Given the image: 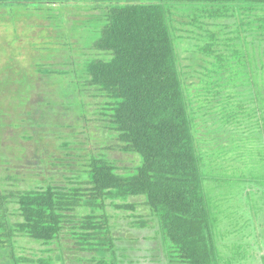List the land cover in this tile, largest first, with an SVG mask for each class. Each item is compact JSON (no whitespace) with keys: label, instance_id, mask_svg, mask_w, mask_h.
<instances>
[{"label":"trees","instance_id":"obj_1","mask_svg":"<svg viewBox=\"0 0 264 264\" xmlns=\"http://www.w3.org/2000/svg\"><path fill=\"white\" fill-rule=\"evenodd\" d=\"M56 5L65 11L57 13ZM68 9L86 16L79 24L74 19L76 24L65 30L68 17L78 15L67 13ZM35 18L47 22L40 29L52 30L54 38L48 45L42 31L33 48L62 55L60 63L46 59L35 65L50 78L45 91L39 87L42 93L37 99L46 95L53 109L51 116L47 117L42 105L31 110L33 116L43 111L48 122L47 133L39 135L41 129L38 139L48 141V135L56 139L46 145V154L33 160L26 157L20 158V163L8 164L9 157H0V264H69L61 250L65 241L85 255L77 259L79 264H123L117 248L122 238L114 235L109 208L125 214L120 218L128 221V232H145L155 224L154 240L161 243L167 264H231L219 248V207L224 197L216 198L207 183L233 188L234 179L205 177L207 156L198 145V116L189 98L190 94L201 97L203 92L195 89L192 93L185 84L177 42L194 35L198 55L213 61V69L219 68L210 72L209 79H214L212 74L220 76V70L229 71L230 64L244 70L229 77L251 89V101L245 98L242 103L224 107L225 124H230L232 115L246 112L247 104L254 112L264 113V0H0V31L7 43L3 53H12V59L8 58L11 62L16 60L15 54H21L16 44L38 29L33 24ZM21 22L25 26L19 27ZM225 46L228 53L222 48ZM3 56L0 51V61ZM16 81L14 78L4 84L0 79V98L8 100V109L16 104L22 109L30 105ZM59 81L64 88L59 87ZM57 89H64L65 100L61 99L68 101L67 106H52ZM222 90L215 81L209 82L204 92L223 98ZM27 91L32 92L31 85ZM73 95L81 98L76 117L83 125L77 126V134L72 133L76 128L68 121L55 117L71 113ZM232 98H223L220 103L228 106ZM207 104L214 108L212 102ZM238 108L241 111L237 112ZM250 111L246 115L253 116ZM1 113L0 109L3 152L8 119ZM9 122L8 128L20 125L11 118ZM93 122L98 126H91ZM27 124L31 129L29 123L24 126ZM104 134L107 141L101 142ZM259 134L264 135V129ZM55 142L54 147L65 152L63 158H49L53 157L51 144ZM14 146L24 150L21 143ZM114 153L135 157L136 162L130 168H120L111 157ZM257 155L260 166L264 164V147L257 148ZM80 160L86 162L84 166ZM45 161H51L47 166L60 174L71 168V175L63 174L59 181L51 170L34 171V165L41 168ZM13 166L23 167L27 174L13 175ZM80 166V170H72ZM259 170L264 171V166ZM252 175L249 183L264 191V174L253 171ZM20 180L30 188L20 190ZM238 183L248 186V179L235 181ZM139 207L145 208L148 216L138 214ZM249 209L255 211L256 207L252 204ZM18 239L46 249L39 255L18 254ZM233 247L236 251L229 258L243 256L239 245Z\"/></svg>","mask_w":264,"mask_h":264},{"label":"rangeland","instance_id":"obj_2","mask_svg":"<svg viewBox=\"0 0 264 264\" xmlns=\"http://www.w3.org/2000/svg\"><path fill=\"white\" fill-rule=\"evenodd\" d=\"M58 5H56L55 9L59 7ZM61 9L62 8H60V10L57 9V13H61L63 12V10L65 11L64 8L62 10ZM70 9L67 10V13L73 15L78 13V15H76V17H68V24L66 25L65 30L74 26L76 24L75 22H78L79 24V22L85 20L86 16V14L82 11H70ZM74 19L75 24L72 23ZM33 24L38 27V29H35L34 32L31 31L27 33L25 37L22 38V41L16 44L20 47V49H17L16 51H19L21 54H15L13 58H15L16 60L13 62L10 61L12 59L10 57V55L12 54L11 52H7L5 54L3 53V50H5L6 48L5 44H7L5 41L6 35L3 31H0V36L3 37V39L0 38V51L4 55V58L0 61V79L4 84L10 83L14 78L17 79L16 82L20 84V87L18 89L21 88L22 91L21 96L24 95V97L28 99V103L30 104L24 109L18 108L17 104L16 106H13V108L10 106L11 109H8V100L5 101L0 98V103H3L0 107V109L2 110L1 116L4 119H8V126L5 127V129L3 128L5 143H1V150H4L3 152H0V157L3 160L9 157L10 160L8 164H13V161L16 163H20V158L27 157L30 160H33L36 156L46 154V145L48 143H53L56 139L55 137L48 135V141L43 142L40 141L37 136L41 129H43V131L41 130L42 132L39 135L43 136L45 133H47L46 123L48 122L46 118L43 117V111H41L40 115L33 116V108L36 107V110L37 107L41 105L43 107H46V109L44 110L48 111V118L51 116L49 112H52L53 109L49 108L48 103L46 102L45 94L37 99V96L42 93L40 92L42 90L39 89V87L43 86L44 88L42 87V89L45 91V89L48 87L45 86V84L48 83V80L50 78L44 76V74H42L41 72H38L35 65L38 63L42 64L40 61L43 62V60L46 59H51L50 62L53 64L60 63V61L62 60V55L57 53L55 55H52L50 53L42 52L40 49L33 48L35 40H37L39 36L41 37L40 33H42V31L46 34L45 43H48V45L53 42L51 38H54L52 30L48 28H45L44 30L40 29V26L47 25V22H45L43 19L35 18ZM23 25L25 26V23L21 22L19 24V27H22ZM228 31L230 32L231 30ZM7 36H12V34ZM187 38L188 39H185L183 42H177V52L179 56L178 62L184 70V81L185 84L190 88V91L194 93L195 89H199L201 90V92H203V96L201 97L196 98L195 95L190 94L191 96H189V98L193 102L194 114L195 116H198L196 120V123L198 124L197 131L199 136L198 145L201 149V152L205 154V156H207L206 162L208 170L206 171L205 177L213 178L218 175V177H233L232 179H234L233 188L224 186L222 188H216L219 186V184L214 186L215 184L212 182L207 183L210 191L216 198L219 196L224 197V204L220 205L219 207V209L221 210V237H219L220 252L224 255V257L231 259V264H264V191L259 188H255L249 183L251 181V178L253 177V171L254 174H264L263 170H259V167L263 169L264 164L259 166L260 159H258L257 155V148L264 147V135L259 134L264 129V113L259 111L254 112L255 110L251 108V105L247 104L246 106H244L246 112L239 114L238 117H236V114L232 115V121L230 122V124H225L223 116L225 114L226 108L232 106L233 104L236 105L242 103L245 98L247 99V101H251V89L249 87L242 86V83L240 81L233 82L229 77H233L237 74V72L241 74L244 70H237L238 68L235 66V64H230L228 65V68H230V73L229 71L220 70V76L212 74V77H214V79H209L208 76L210 75V72H215L214 70L218 71L219 68L213 69L211 65L213 61L210 62L206 60V58L204 59L202 56L198 55V52L196 51V47L198 45L197 42L193 39L194 35L187 36ZM222 48L225 49V53H228V51L226 50L229 49V47L225 46ZM8 58L10 60H8ZM54 79L58 81L59 78L56 77ZM39 81H43L44 83L42 85H37ZM215 81H219V84L223 88L221 92L223 98H226L228 96L233 97L230 100V104L228 106H225V104L227 103H220V101L223 99L222 97H220V95L218 97L215 95H205L204 91L208 88V83H214ZM58 84L59 87L64 88L65 86V84L62 82L60 83V81L58 82ZM28 85H31V93L27 91L29 89ZM64 92V89H57L55 91L56 95L51 99L52 103H54V105H52L54 108H57L61 104L62 106L68 105V101L63 102V100H65ZM51 96H53V94ZM61 98H63V100ZM73 99L75 107L70 110L71 113H66L64 117L60 115H56L55 117L57 120H59L61 117V122L68 121L71 126H74L76 128L75 130H72V133L77 134V126L81 125L82 122L79 121L76 117V105L78 104V101L81 100V98L77 95H73V98L71 99L72 104ZM20 101L21 100H19L18 103ZM208 102H212V107L214 108H211L207 104ZM86 104L98 106V103H95L94 101H87ZM206 106L208 108H206ZM250 110L254 112L253 116L246 115V113H251ZM238 111H241V109L238 108L237 112ZM10 118L20 125L13 124L11 128H8L10 124ZM235 118L237 119L236 122ZM26 123H29L31 125V129L28 124L24 126ZM94 125L98 126L97 123L93 122L91 126ZM68 132L70 133V131ZM26 134L28 136H25ZM97 137L99 138L100 135L97 134L96 138ZM105 137L108 138L107 134L104 136V139L100 141L106 142L107 138ZM36 139L39 143L36 141ZM15 140L17 141V143L15 142ZM105 142H103L102 144H104ZM19 143L24 146V150L19 149V146H14L18 145ZM93 144L102 146V144H99L98 142H94ZM51 145L53 151L50 154H53V157L50 156L49 158L55 159L57 155L58 157L56 158H63L65 152H61L58 147H54L56 145V142L54 143V145ZM9 146L14 147L10 148ZM52 148H50L49 150H51ZM71 154L74 157L77 156V152L75 151H71ZM111 157L112 159L117 161V164L120 168H130L134 165L133 162H136L135 157L116 153L111 154ZM79 162L82 164V166H84V164L86 163L84 160H80ZM45 163L46 164L44 166H41V168L39 165L38 167L37 165H34V171L37 172L41 169L51 170L54 172L52 175H55L59 181L62 178L61 175H71V168L62 170V174H60V172L54 167L47 166L52 163L51 161H45ZM255 163L258 164L257 169ZM29 166L30 165L24 164V168L29 169ZM13 167L15 168L13 175L16 173L20 174L21 172L22 174L20 176L27 174L26 169H24L23 167ZM226 167H229L227 173L225 172ZM75 169L80 170L81 166L76 168L72 167L73 171ZM6 175L8 174H3L2 176L5 177ZM20 178L21 177H18V179ZM241 178L248 179V186L240 183L235 185V181H238ZM27 185L28 184L23 180H20L19 189L21 188L20 190H23L30 188L29 186L27 187ZM13 190H15V188H13ZM232 192H235L233 196L231 195ZM129 203L137 202L136 200H130ZM252 204L256 207L255 211L250 210L251 208L249 209V205ZM138 209V214L145 217L148 216L149 212L145 208L139 207ZM108 212L112 217L111 224L114 229L115 237L122 238L121 241H118L117 248L118 253L123 257V264H167L165 261V254L161 247V243L158 240H154L156 231L155 224L150 225V228L145 230V232H128L130 231L128 221L122 220V216H124L125 214L116 212L110 208L108 209ZM120 217H122V219ZM233 245L240 246L239 252L243 253V256L238 258L234 257L233 259L229 258L233 256L234 252L236 251ZM17 249L18 254H21V252H23L29 256L32 253H37L39 255L40 252L46 249V247H43L40 244H28L25 240L18 239ZM61 250L67 263L69 264H79L77 262V259L85 257V255L78 254L76 251H74L73 248L70 247V244L67 243V241L63 242ZM89 258L90 257H87V259Z\"/></svg>","mask_w":264,"mask_h":264}]
</instances>
